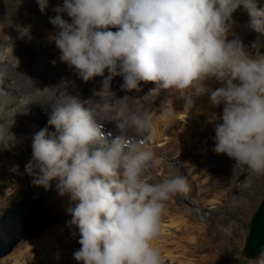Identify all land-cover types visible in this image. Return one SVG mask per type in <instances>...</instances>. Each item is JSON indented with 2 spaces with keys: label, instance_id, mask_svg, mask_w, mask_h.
Returning a JSON list of instances; mask_svg holds the SVG:
<instances>
[{
  "label": "clouds",
  "instance_id": "1",
  "mask_svg": "<svg viewBox=\"0 0 264 264\" xmlns=\"http://www.w3.org/2000/svg\"><path fill=\"white\" fill-rule=\"evenodd\" d=\"M36 3L42 13L49 6V0ZM241 6L248 27L264 35L258 0H63L54 9L50 23L57 31L49 39L59 60L84 82L103 77L95 92L100 99L82 101L45 88L43 103L51 104V112L47 126L32 137L25 173L45 189L57 181L58 194L77 202L67 209L66 225L78 229L81 247L73 256L80 264H164L152 242L162 236L165 203L188 191L183 176L154 182L152 117L130 109V97L113 99L114 77L123 78L126 91L139 90L141 82H154L153 93L177 90L186 104L209 94L212 106L223 105L222 115L208 119L215 125L213 152L232 158L234 169L264 175V54L252 56L241 40L228 39ZM19 32L31 39L30 27ZM8 51L0 45V64ZM11 54L19 65L13 49ZM212 79L222 86L209 89ZM110 121L119 134L109 142L102 129ZM10 129L0 123V150L16 142ZM257 259L264 264V248Z\"/></svg>",
  "mask_w": 264,
  "mask_h": 264
},
{
  "label": "rangeland",
  "instance_id": "2",
  "mask_svg": "<svg viewBox=\"0 0 264 264\" xmlns=\"http://www.w3.org/2000/svg\"><path fill=\"white\" fill-rule=\"evenodd\" d=\"M1 1L2 0H0V4ZM57 2L59 4L62 3L63 0H49L48 8H46L42 13L40 9H38L39 7L36 3V0H6L7 4L4 5V7H6V11H0V16H3V18L8 20V22L10 21L15 24H12V27H8L7 23H5V20L0 18V43L3 44V46L11 47L14 49V51L18 50L19 58L26 61L24 66L18 67L17 60L14 57L11 58V61L16 65L15 71L17 72L14 71V73L18 77L21 75L20 77L24 79L25 84L22 87L24 95H33L36 98L37 94L39 95L41 92L40 89L42 85L35 81L30 76V73L34 72L36 69H40L44 72V75L47 78L50 76V78L54 81L59 69L62 66L63 62L59 60L60 51L56 48L55 42L49 39L51 36V27L48 24L50 21L49 18L55 17V14H50V12L56 8L58 5ZM258 6L264 7V0H258ZM249 19L250 18L246 11H244L243 6L238 8L232 16V23L230 25L228 39L241 40L246 47V51H248L252 56L264 54V35L252 31L248 27ZM66 21L71 22V18L67 17ZM25 26L30 27L31 39H28L27 37L23 39L20 38L19 29ZM111 30L116 31L115 28H112ZM259 45H261L260 48ZM54 61L55 63H53ZM113 80H116L118 83H123L121 76L114 77ZM154 85L157 87L155 83ZM89 87L91 89L90 95L93 96V100L99 98L95 95V92L101 89L102 84H99V82L95 80L91 82ZM145 89V82H141L139 90L133 91L136 94H141V103L142 106H144V111L149 112L153 120L157 121L160 115L162 118H165L167 114L170 116L175 114V112H181V114L177 116L175 120L176 122H173L176 128L173 123L172 125L170 124V133L168 136L166 135L168 140H165L168 141L169 144L166 142L164 145L162 144L163 141L160 143L155 142L154 140L151 141V139H149V144H152L151 146H153L154 152L156 151L155 149H160V153L155 152L157 156L156 168H160L162 166L163 169L164 167V171L167 172H164V174L168 176L169 169H173L175 171L179 170L178 172H180V174H184L185 176L189 177V181H192L191 187L193 189V194L196 198H199L198 200L200 204L205 202L204 200L206 199L213 203L208 207L216 206L215 209L210 211L212 214L210 217H208V220L204 221V224L208 225V235H201L200 232L197 231L190 234V237L195 236L201 242V247L197 249L195 253L196 258L200 260L201 264H259L257 258L250 259L245 256L244 247L249 236L253 215L258 210L264 197V175H262V182L260 185L257 184L254 186V188H250L249 185L251 182L248 179L241 177L243 174L242 169L237 173H234V160L232 158L228 157L226 154H216L213 152L212 149L215 146V125L208 123V117H210L215 111L217 116L222 115L223 105L215 107V110L208 109L207 101H209V94L206 93L204 96L202 95L204 98L200 96L198 99L197 97L194 98V103L197 104L203 99V102L201 101V110H199L198 108L194 107L197 104H186L182 97L183 93L178 91L179 95L177 96V93H169L170 89H164L158 98H150V100L145 94H143L145 93ZM3 95L4 94H0V111L4 108L9 111L10 108H7V102L1 98ZM11 96L15 97V95ZM170 96L171 98H169ZM145 99L149 101L147 102ZM169 99H173L174 102ZM40 105L45 107L44 105L46 104L43 103V101H40ZM151 107L155 108L156 110L152 112L150 109ZM41 111L43 114L44 111ZM113 122L115 121H110L109 124H112ZM0 123H4L6 127L26 125L32 128L30 131L15 130V132L10 130L15 135L16 142L13 147L5 151L10 152V157L12 159H14L18 153H21V169L24 174L25 181L24 187L18 192V194L9 196L5 204L0 203V218L8 207L14 205L20 199H22L28 191H34L38 195L41 202L51 210L54 221L43 232L36 236L30 237L29 239L40 237L48 229L54 228L56 226L68 227L66 225V221H69L71 216L68 214L67 209L69 207H75L76 203L69 202V204L66 205L62 201L63 196L58 194L54 181H52L50 188L45 189L43 186L33 185V177L25 173V165L29 163L32 156V137L35 133L45 127L43 121L37 118H11L4 116V119ZM106 123L108 124V122ZM49 130L54 131V128H50ZM186 130L190 131L192 138H196L198 142H203V149L200 150L202 147H200L198 143L195 142H193L194 144L191 145L192 148L190 145V147L188 146L189 141L185 140L184 137L188 133ZM182 134L184 135L182 136ZM111 137L114 138V136ZM199 138H201V140ZM166 145H169L167 146L169 149L165 147ZM165 148L168 152H166ZM161 149L165 150V152ZM192 162L193 164L196 162V164L193 165ZM4 165L6 169H10V164L5 163ZM154 172H156V170H154ZM157 174L158 172L155 173V176L156 178L158 176V180L162 179L161 177H164L162 176V172H159L158 175ZM187 196V193H183L178 194L175 197L173 196L172 198L174 200H180L179 202L190 204L191 202L189 199L184 198ZM171 200L172 199L168 201ZM27 240L28 239L22 240L11 253L2 257L0 262L3 258H5V264H14L11 254L22 242ZM73 241H75V239H73L70 234L64 242L60 243V248L71 250L74 249V247H71V242ZM37 256L39 257V254ZM31 261L32 260L29 259V263L34 264L31 263Z\"/></svg>",
  "mask_w": 264,
  "mask_h": 264
},
{
  "label": "bare ground",
  "instance_id": "3",
  "mask_svg": "<svg viewBox=\"0 0 264 264\" xmlns=\"http://www.w3.org/2000/svg\"><path fill=\"white\" fill-rule=\"evenodd\" d=\"M2 1L0 4V11H6V7H4V5L7 4L6 0H2ZM62 3L58 4V2H57V4H58L57 6H62ZM53 11L54 10H52L50 12V14L53 13L56 16L57 13L53 12ZM10 12H12V11H10ZM67 17H68L67 13H64L63 18L66 20ZM0 18L2 19L3 16H0ZM3 19L5 20V23H7L8 27H12L13 25H15V24H13V22H10V21L8 22V20H6L5 18H3ZM10 20H11V18H10ZM12 20H13V18H12ZM49 20H50V18H49ZM48 24L51 27V36H52L56 33L57 29L50 23V21L48 22ZM0 45H3V44L0 43ZM6 47L9 50L7 55H6V61L7 62L0 64V72L4 73V78L0 79V94H4L3 96H1V98L3 100H5V102H7V108H10L9 111L5 108L0 111L4 114L5 117H11V118L25 117V118H29V119L37 118V119L42 120L44 125L47 126V121L49 119L50 112H51V104L45 103L46 104V105H44L45 107L40 105V101L44 102V100L48 96V91L45 88H51V89L56 90L57 95H59L60 92H64L65 94H68V95L77 96L82 101H84V100H89V99L93 100V96L90 95L91 89L89 87L92 81L97 80L99 82V84H102V81H103L102 78L103 77L97 76L88 82H84L82 79L79 78V76H78L77 72L74 70V68H70L65 63H62V66L59 69L54 81H53V79L50 78V76H48V78H47L44 75V72L40 69H36L34 72L30 73V76L35 81H37L38 83H40L42 85L41 89H40L41 92L39 93V95L37 94L36 98H38V99H36L35 96H33V95L32 96L31 95L30 96L24 95L23 94L24 92L22 90L23 89L22 87L25 84L24 79L22 77H20L21 75L18 77L14 73V71L16 70V67H15L16 65L11 61V58H13V56L11 54L12 48L9 46H6ZM260 47H261V45H259V48ZM13 55L15 57L19 58L18 50L14 51V49H13ZM24 63H26V61L19 58V65L17 63V66L22 67L25 65ZM15 72H17V71H15ZM105 74L107 75L108 73L105 72ZM122 79L123 78L121 77V80ZM206 84L209 87V89H211V90H215L216 88H219L222 86L221 83L215 81L214 79L207 81ZM121 85H122V82L118 83V82H116V80L111 81V90L114 93L113 99L118 100V99H121L125 96L130 97L131 99L128 100V106L130 107V109H132L133 111H135L137 109L144 111V106H142V103H141V97H140L141 94L140 95L136 94V93H134V91L122 90ZM145 85H146V89L144 91L145 93H143V94H145L147 96V98H149V99L150 98H152V99L158 98V96L164 90V89H158L156 92L153 93L152 90L157 88L154 85V82H145ZM169 91H170L169 93H172V94L177 93V96L179 95L178 94L179 92L177 90L173 91L170 89ZM11 95H15V97H12ZM172 97H173V95H172ZM200 97H202V95ZM144 98H146V97H144ZM169 98H171V96ZM202 98H204V97H202ZM99 99L100 98H97L96 100H99ZM197 99H198V97H197ZM169 100L173 101V99H169ZM201 101L198 104L194 103V105L195 104H197V105H195V106L193 105V106L195 108H198L199 110H201L200 107L202 106V102H203V101L202 102ZM152 107L150 109L152 112H154L156 109L152 108ZM207 107H208V109H212V110L214 109L215 110V107L210 104V101H207ZM179 108H181V107H179ZM198 109H196V110H198ZM41 110L44 111L43 114H42ZM177 110H179V109H177ZM217 110H218V108H217ZM215 112H213V113H215ZM180 114H181V112L178 111V112H175V114H172L170 116L167 114L165 116V118L164 117L162 118L161 115L160 116L158 115L159 117H158L157 121L152 119V129H151V134H150L151 141L154 140L155 142H160V143L163 141L162 144H164V143L166 144V142H168V141H165V140H168L167 136L171 130L170 124L172 125V123L176 120L177 116ZM207 115H209V114H207ZM197 118H199V117H197ZM196 119H195V121H196ZM108 124H109V122H108ZM108 124L107 123L104 124L102 131H103L105 137L110 142L113 139L111 136L115 137L116 135L119 134V131L116 128V122H113L112 124H109V125ZM200 125H201V123H200ZM206 125H207V121H206ZM174 126H175V124H174ZM9 128H11L10 130H13V131H15V130H22V131L32 130V128H30L26 125L9 126ZM175 128H176V126H175ZM186 131H188V130H186ZM196 131H197V129H196ZM182 132H185V131H182ZM182 132H180V133H182ZM206 133H207V130H206ZM183 135L184 134H182V136ZM184 137H185V140L189 141L188 146L193 145L194 144L193 142H195V143H198V145L200 147H202V148H200V150L203 149V145H204L203 142H201V141L198 142L196 138H192L190 131H188V133ZM199 139L201 140V138H199ZM185 140H183V141H185ZM181 143H182V141H181ZM168 144H169V142H168ZM185 144H187V143H185ZM167 146H169V145H166L165 147L167 148ZM170 147H171V145H170ZM151 148L154 149L153 146H151ZM156 148H157V146H156ZM166 148H165V150H166V152H168L167 149H169V148H167V149ZM191 148H192V146H191ZM163 149H164V146H163ZM155 150H156L155 151L156 153H158V152L160 153V151H159L160 149L159 150L155 149ZM165 150H162V151L165 152ZM4 151L0 150V203H2V204H5L7 202L9 196L18 194V192L24 187V181H25V177H24V174H23L22 169H21L22 165L20 162L21 161L20 160L21 153H18L16 155V157L14 159H12L10 157V152H7V151L4 152ZM186 151H187V149H186ZM193 159H195V158H193ZM5 163L10 164V166H9L10 169H6V167L4 165ZM192 164H193V162H192ZM194 164H196V162ZM233 164L235 166V161ZM15 166H18V170L14 171L13 169ZM227 167H229V166H227ZM192 169H193V167H192ZM192 169H190V170H192ZM155 170H156V172H154V174L157 172H158V174H159V172H162V176H164V177H161L162 179L168 178L170 176H176V175L185 177L186 182L188 184V191L186 192L188 194V196L184 197V198L189 199V201L191 203L186 204L185 202H179L180 200L179 201L177 199L174 200L173 198H171L172 199L171 201H167L165 203V208L163 210L162 217H161L162 236L152 242L153 246L157 247L160 250L164 264H201L200 260L198 258H196V254H195L197 249H199L201 247V242L195 236L190 237V234L197 231V232H200L201 235H204V234L208 235V233H209L208 225H205L204 221L208 220V217H210L212 214L210 211L215 209L216 206H212L213 208L208 207L209 205H212L213 203L206 200L205 195H204V199H205L204 201L205 202L200 204V202L198 200L199 198H196L193 194V189L191 187L192 181H189L190 180L189 177L185 176L184 174L183 175L180 174V172H178L179 171L178 169H177L178 171H175L173 169L172 170L169 169V171H168L169 176L164 174V172L165 173H167V172L164 171V167L162 169V166L160 168H156ZM239 170H241V169H239V168L234 169V173H237ZM242 173L243 174L241 177L244 179H248L251 182L249 185L250 188H254V186H256L257 184L260 185V183L262 182V175L256 176L254 174L247 172L244 169H242ZM157 178H158V176H157ZM157 178L155 176V182L159 181ZM54 182H55V188H56L57 181L54 180ZM201 196H203V195H201ZM62 201L66 205H68L69 202L74 203V201H72L68 195H64L62 198ZM75 203H77V202H75ZM70 234H71L72 238L75 239V241L71 242V247H74V249H72V250L71 249H61L60 243L64 242L65 239ZM36 235H38V234H36ZM36 235H33V236H36ZM62 238H64V239H62ZM79 238L80 237H79V232H78L77 228L72 227L70 229L69 227H61V226L58 227V226H56L54 228L48 229L40 237H34L32 239L28 238L27 241L22 242L16 248V250L11 254V258L14 260V264H28L29 259L32 260L31 263H34V264H69V262H70V264H80V262L76 261L74 259V256H73V253L81 247V245L78 242ZM67 242H68V240H67ZM38 254H39V257L37 256ZM4 259L5 258H3L1 260L0 264H5L6 260H4Z\"/></svg>",
  "mask_w": 264,
  "mask_h": 264
},
{
  "label": "water",
  "instance_id": "4",
  "mask_svg": "<svg viewBox=\"0 0 264 264\" xmlns=\"http://www.w3.org/2000/svg\"><path fill=\"white\" fill-rule=\"evenodd\" d=\"M54 221L51 210L34 191H28L14 205L8 207L0 218V258L9 254L18 243L39 234ZM264 248V197L253 215L244 254L256 259Z\"/></svg>",
  "mask_w": 264,
  "mask_h": 264
}]
</instances>
